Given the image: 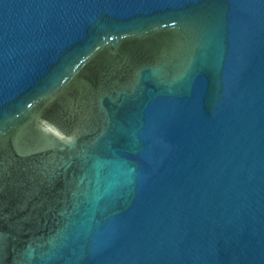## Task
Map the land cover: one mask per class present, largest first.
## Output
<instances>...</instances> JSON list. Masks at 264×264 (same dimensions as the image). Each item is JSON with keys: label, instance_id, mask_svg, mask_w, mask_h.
Listing matches in <instances>:
<instances>
[{"label": "water", "instance_id": "1", "mask_svg": "<svg viewBox=\"0 0 264 264\" xmlns=\"http://www.w3.org/2000/svg\"><path fill=\"white\" fill-rule=\"evenodd\" d=\"M0 264H264V0H0Z\"/></svg>", "mask_w": 264, "mask_h": 264}]
</instances>
